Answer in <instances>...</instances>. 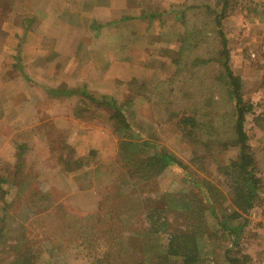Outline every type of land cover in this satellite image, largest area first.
<instances>
[{"label": "rangeland", "instance_id": "374dc122", "mask_svg": "<svg viewBox=\"0 0 264 264\" xmlns=\"http://www.w3.org/2000/svg\"><path fill=\"white\" fill-rule=\"evenodd\" d=\"M233 1L235 7L228 8L225 16L220 0L117 1L115 9L121 11L112 13L107 29L95 30L107 37L105 45L114 60L100 63L104 67L96 70L112 76L102 83L110 84L106 87L111 95H107L123 104L129 121L143 135L118 139L109 122L110 108L76 92L85 88L77 76L84 79L87 69L79 68L77 62L74 77L71 70L70 74H58L53 58H64L59 62L70 59L69 47L55 45L56 49L49 51L48 46L31 42L24 28L33 14L29 2L0 0V264H11L19 247L24 249L31 241L32 249L43 252L45 260L54 256L46 244H38L50 242L61 233L69 219L65 213L70 217L95 215L98 207L109 206L111 190L128 179L126 169L132 164L126 157L139 160L142 141L173 155L189 168L193 178L219 188L226 196L222 208L230 210L222 167L239 153L233 130L235 101L241 95L253 102L256 113L264 102V0ZM177 4L187 6L179 12L173 8ZM58 13L50 14L48 20L75 23L78 18ZM93 25H84L81 44L86 40L98 42L89 36L94 33L90 29ZM222 37L228 57L220 50ZM133 40L138 45L131 47L128 41ZM86 46L80 45L81 50ZM106 47L99 46L94 53ZM39 54L46 56L44 63ZM131 54L142 60L120 61ZM225 60L239 77V92L231 86L222 66ZM44 64L47 68L37 73ZM66 82L76 85L69 87ZM260 124L254 121L253 113L246 115L244 128L264 180V121ZM72 132L77 133H73L76 141L69 140ZM83 135L93 140L85 142ZM75 160L82 162L78 171ZM67 163L72 171L65 167ZM135 186L129 200L124 192L123 206L117 212L126 230L128 252L138 249L134 233L140 232L144 223L143 209H168L181 200H192L197 190L173 169ZM40 194L42 199L43 194H49L54 206L43 209L46 202L41 201ZM131 202L135 206L127 209ZM216 205L218 209L220 204ZM191 208L187 214L178 206L165 212L170 225L163 238L188 226L205 231L215 264H222L208 210L193 212ZM249 217L242 253L247 255L248 264H264V207ZM18 238L22 241L14 249ZM63 256L60 262L51 259L43 264H82L68 253Z\"/></svg>", "mask_w": 264, "mask_h": 264}, {"label": "trees", "instance_id": "16d2710c", "mask_svg": "<svg viewBox=\"0 0 264 264\" xmlns=\"http://www.w3.org/2000/svg\"><path fill=\"white\" fill-rule=\"evenodd\" d=\"M220 2L222 16H225L228 8L236 5L233 0H220ZM186 6L177 4L173 8L182 12ZM220 50L228 57V47L224 37L221 38ZM222 66L226 69L231 86L239 92V77L232 73L227 60ZM76 92L98 105L110 108L109 122L118 139L133 135L143 136L140 130L129 121L123 104L116 102L107 94L101 93L95 96L82 88L77 89ZM260 107L261 111L256 113L253 102L244 99L241 95L235 101L233 130L239 153L236 158H230L222 167L228 182L229 211L222 208L221 201L226 196L219 188L206 185V181L201 182L193 178L189 168L173 155L158 150L153 143L142 141L140 143L141 158L132 161L126 157L132 164L131 166L129 164L126 169L128 179L121 181L119 185L116 184L111 190L113 196L109 206L98 207L94 212L95 215L93 213L72 214L73 216L70 217L69 213H65L69 219L64 221L61 233L56 234L50 242L44 243L43 241V244H38L39 246L46 244L51 255H54L50 259L45 260L43 252L33 250L32 241L22 249L19 247L22 239H16L13 246L14 249H18L17 247L19 249L15 252V258L11 264H43L51 262V259L54 262H60L64 257V252L72 255L74 260L82 264H215V254L210 247H207L209 237L205 231L190 229L188 226L187 229L173 231L166 240L163 238V235L169 231L168 226L170 225L165 212L177 210V206L183 208L186 214L191 207L193 212L207 209L215 224V231L212 234L216 239L217 248L222 252V264H248L247 255L242 253L241 241L248 234L249 215L252 211L264 207V180L244 123L246 115L253 113L254 121L262 126L260 122L264 121V102L260 104ZM74 166L77 171L80 170L81 160H75ZM65 167L72 171L70 163H67ZM167 169L178 172L188 184L198 191L192 190V194L196 192L192 200L191 198L189 201L181 200V203L176 206L169 205L168 209H143L144 223L141 225L140 232L134 233L137 238L134 241L138 249L128 252L125 240L126 230H123L117 214L118 209H121L124 203L121 197L126 191L129 194L126 199L129 200L130 193L134 191L137 182L152 180ZM43 195L45 199L41 198L42 194L39 196L41 201L46 202L42 208L50 209L54 206V202L49 194ZM216 204L221 206L219 205L217 209ZM132 205L131 202L126 208L129 209ZM2 231L3 228L0 227V239Z\"/></svg>", "mask_w": 264, "mask_h": 264}, {"label": "crops", "instance_id": "0c3cea01", "mask_svg": "<svg viewBox=\"0 0 264 264\" xmlns=\"http://www.w3.org/2000/svg\"><path fill=\"white\" fill-rule=\"evenodd\" d=\"M30 4V7L33 8L32 15L30 18L27 19L25 29L29 31V38L35 42L38 43L40 46L44 45L45 47L48 46L49 51L50 50H55V45L57 47L61 46H68L69 47V55L70 59H66L62 62H59L60 60L64 59H58V55H56L53 60L56 61V65L59 69L58 74L62 76L65 72L73 75V73L76 72L77 69V62H81L80 64L78 63V67L83 69L86 68V74L83 77H79L80 79L83 80V84L85 85V90L89 91V93L92 91L95 94H110V90L106 87L107 85L110 84H102L105 81H110L112 76L109 73L104 72V70L97 71L98 68H103L105 65V62L111 63V61L114 60L113 55H111V49H108L106 47V40L107 37L104 36L103 34L95 31L96 29H107V24L111 23L112 19V13L115 11H121L117 10V1L118 0H27ZM133 1V0H131ZM26 2V1H25ZM58 4H61L63 8H60ZM35 10V11H34ZM59 11V15L61 14H68L69 17L71 16H77V20L73 21H61L58 23L57 21L50 22L48 20L50 14H56ZM45 14V17L43 16ZM37 16V17H36ZM109 16L111 18H109ZM48 17V18H47ZM126 17V16H125ZM72 20L74 18L72 17ZM85 24H91L94 22V25L92 28L94 30V33H89V36L91 39L96 40L98 42H93L91 41L90 43L86 41H83V44L80 43L81 39L85 38V32L83 31L85 29V24H81L80 21H83ZM87 20V21H86ZM100 21L99 24H96V21ZM49 21V22H48ZM52 21V20H51ZM59 24V25H55ZM121 24V23H120ZM126 26V25H122ZM133 31H131V34ZM130 41L132 39H129ZM56 43V44H55ZM130 46H136L138 45V42L133 40V43L129 42ZM137 43V44H136ZM81 47H85L87 45V49L84 48L81 50ZM99 46L106 47L103 52H97L94 53L95 49L99 50ZM127 49V48H125ZM48 51V50H47ZM48 51V52H49ZM86 52V53H83ZM45 55V54H44ZM49 53H47V56ZM72 56V57H71ZM40 57V62L44 63L45 58L43 54H39ZM134 61L136 59L137 61L142 60L141 58L133 57V54H131L130 57H125L123 61H129L131 60ZM102 63V65L100 64ZM47 68V66L44 64V66L39 65V71L36 70L37 73H42L44 69ZM39 74V75H40ZM83 75V74H82ZM111 76V77H110ZM74 77V75H73ZM107 78V79H106ZM66 84L69 87H72L73 85H76L75 82L69 84L66 82ZM89 89H94V90H88ZM79 89V88H78ZM49 93H53L54 89H49L47 88ZM60 118V117H58ZM56 119V118H55ZM73 121H77L74 118H70ZM46 121V120H45ZM43 123H40L39 125L42 126ZM37 125V126H39ZM75 132H72L69 136V140L76 141L77 138L73 134ZM77 134V133H75ZM74 136V139L73 137ZM92 141L93 139L91 136L83 135V141H89V139Z\"/></svg>", "mask_w": 264, "mask_h": 264}]
</instances>
